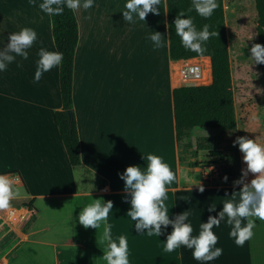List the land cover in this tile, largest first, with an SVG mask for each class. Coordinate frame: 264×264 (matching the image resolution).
<instances>
[{
    "label": "crops",
    "instance_id": "obj_1",
    "mask_svg": "<svg viewBox=\"0 0 264 264\" xmlns=\"http://www.w3.org/2000/svg\"><path fill=\"white\" fill-rule=\"evenodd\" d=\"M41 2L0 0V48L9 42V33L22 27L34 28L38 35L27 60L17 57L0 72V174L19 176V195L11 205L30 204L36 210L27 225L17 228L6 223L3 210L5 223L15 231L11 244L0 245V264H105L97 230L78 222V207L91 197L113 202L108 222L114 238L127 236L131 264H201L184 246L164 250L162 242L171 226L159 237L135 230L126 216L130 204L118 173L129 165L143 167L147 153L161 155L177 174V180L167 186L170 218L188 211L193 235L199 233L200 221L217 215L226 199L238 198L235 191L242 185L233 182L246 163L233 141L239 136L264 137V67L244 58L245 45L259 43L255 0L249 34L247 8L239 6V0H224L237 127L193 128L184 139V155L177 140L173 92L186 86L179 77L186 62L202 63L206 83L198 86L210 85L211 58L170 57L166 0L157 5L158 15L149 13L145 21L134 23L123 20L127 0L115 4L96 0L91 9L75 10L79 41L73 67V113L82 158L76 167L70 164L56 122V113L63 107L60 65L34 80L39 48L57 50L51 16L40 10ZM152 30L166 38L159 48L149 39ZM237 154L238 168L232 164ZM185 171L192 181L183 179ZM211 205L216 209L210 213ZM226 219L213 228L223 254L207 264H264V221L251 218L257 224L255 235L240 247L229 236L231 225Z\"/></svg>",
    "mask_w": 264,
    "mask_h": 264
},
{
    "label": "clouds",
    "instance_id": "obj_2",
    "mask_svg": "<svg viewBox=\"0 0 264 264\" xmlns=\"http://www.w3.org/2000/svg\"><path fill=\"white\" fill-rule=\"evenodd\" d=\"M35 4L36 0H29ZM96 0H43L39 4L41 11L50 16L60 15L65 8L70 10H85L94 7ZM160 0H127L123 20L134 23L136 19L145 21L149 14H159L157 7ZM219 7L218 0H192L191 11L193 8L204 18L211 17ZM175 33L180 37V43L184 48L203 55L206 49V42L214 36L216 31H210V25L204 24L202 28H197L193 17L186 15L185 11L178 12L174 20ZM9 42L0 48V72H4L8 65L16 61L17 57L23 60L29 58V49L38 40L37 32L31 27H22L17 32L9 33ZM149 39L153 42L154 48H159L165 41V36L160 32L150 31ZM251 59L256 64H264V45L255 43L251 49ZM39 59L37 61L34 80L39 81L45 72L61 65L64 54L58 50H48L40 47L38 50ZM189 71L196 72L197 68H190ZM252 119L259 120L258 116ZM264 137L239 136L233 141V146H237L243 154V161L246 168L241 170V177L235 180L234 186L242 185L238 193L231 199H226L222 204V209L217 215H209L206 222L200 221V231L193 235V225L189 219L190 213L182 211L173 214L170 218V209L166 205L168 200V185L177 180L176 172L164 160L161 155L147 153L143 155L146 164L129 165L122 173H118L124 181V191L127 193L126 201L130 204L126 216L134 222L135 230L149 236L157 237L164 235L168 226L172 231L166 235L163 243L166 252H173L177 248L184 246L191 249L193 259L207 264L216 260L223 254L222 247H217L219 237L213 231L218 228L222 221L231 225L229 236L234 239L237 246L242 247L246 241L251 240L255 235L254 229L257 227L256 221L252 217L264 221ZM249 173L255 174L250 182H245ZM183 179L192 181L193 177L186 171L182 173ZM16 173L0 174V210H8L12 207L11 201L19 195L16 187ZM196 179V178H195ZM223 179L227 181V176ZM196 181H198L196 179ZM199 184V181H198ZM197 185V184H193ZM203 191V187H200ZM78 222L84 228L97 230V239L103 245L102 260L105 264H131L129 259V245L126 235H119L114 238L112 226L108 222L109 213L113 209L111 200L103 198L93 199L90 202L78 207ZM215 206L211 205L208 211L214 212Z\"/></svg>",
    "mask_w": 264,
    "mask_h": 264
},
{
    "label": "trees",
    "instance_id": "obj_3",
    "mask_svg": "<svg viewBox=\"0 0 264 264\" xmlns=\"http://www.w3.org/2000/svg\"><path fill=\"white\" fill-rule=\"evenodd\" d=\"M168 13V32L170 57L173 60H188L198 57H210L213 81L204 86H181L174 90L177 140L181 142L195 127L234 130L237 127L234 107V93L231 72V60L228 49L224 0H218L219 7L213 15L204 18L191 8L192 0H166ZM257 10L256 31L259 44L264 45V0H255ZM193 17L197 28L210 25V31L217 36L206 42V51L199 55L183 47L180 37L175 33L174 20L179 11ZM55 46L63 52L64 59L60 65V91L62 110L56 113V122L60 136L65 145L70 164L74 167L82 164L80 138L73 113L70 122L68 111L73 106V67L76 48L79 41V28L73 10L65 8L60 15L51 16ZM264 67V64H256ZM232 164L240 166L237 154Z\"/></svg>",
    "mask_w": 264,
    "mask_h": 264
},
{
    "label": "built area",
    "instance_id": "obj_4",
    "mask_svg": "<svg viewBox=\"0 0 264 264\" xmlns=\"http://www.w3.org/2000/svg\"><path fill=\"white\" fill-rule=\"evenodd\" d=\"M190 68H197L198 71H189ZM180 81L186 86H198L206 83L205 70L202 63L186 62L179 71ZM19 180V176L17 175ZM6 223L10 227H21L27 225L35 215V208L30 205L12 206L4 210Z\"/></svg>",
    "mask_w": 264,
    "mask_h": 264
},
{
    "label": "rangeland",
    "instance_id": "obj_5",
    "mask_svg": "<svg viewBox=\"0 0 264 264\" xmlns=\"http://www.w3.org/2000/svg\"><path fill=\"white\" fill-rule=\"evenodd\" d=\"M118 0H112V3L115 4L117 3ZM229 1V0H227ZM234 1V0H232ZM241 2H238L239 6H244L247 8V14H246V19H245V22L247 23V34L249 33H252L251 32V29H252V25L254 24V15L253 16V12L254 10L252 9V0H239ZM254 1V0H253ZM255 44L253 42H249V46L245 45V48H244V55L246 58L247 61H250L249 58H251V52H250V49L252 47V45ZM182 144H181V148H182V155H184V152H185V144H184V139L181 141ZM234 160V159H233ZM254 175L255 174H252V173H249L248 175V179H253L254 178ZM15 230H13L12 228H10L4 221V216H3V210H0V245L2 246H8L9 244H11L13 242V233H14ZM1 249V248H0ZM1 251V250H0ZM5 251H3L4 253Z\"/></svg>",
    "mask_w": 264,
    "mask_h": 264
},
{
    "label": "water",
    "instance_id": "obj_6",
    "mask_svg": "<svg viewBox=\"0 0 264 264\" xmlns=\"http://www.w3.org/2000/svg\"><path fill=\"white\" fill-rule=\"evenodd\" d=\"M68 114H69L70 122H72V119H73V111L72 110H69L68 111Z\"/></svg>",
    "mask_w": 264,
    "mask_h": 264
},
{
    "label": "bare ground",
    "instance_id": "obj_7",
    "mask_svg": "<svg viewBox=\"0 0 264 264\" xmlns=\"http://www.w3.org/2000/svg\"><path fill=\"white\" fill-rule=\"evenodd\" d=\"M207 65H209V64L207 63Z\"/></svg>",
    "mask_w": 264,
    "mask_h": 264
}]
</instances>
